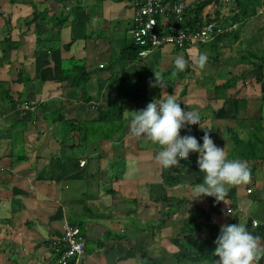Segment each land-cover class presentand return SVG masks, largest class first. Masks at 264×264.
Masks as SVG:
<instances>
[{
    "label": "crops",
    "instance_id": "obj_1",
    "mask_svg": "<svg viewBox=\"0 0 264 264\" xmlns=\"http://www.w3.org/2000/svg\"><path fill=\"white\" fill-rule=\"evenodd\" d=\"M35 1L44 15L33 22L26 0H0V264H51L46 244L62 237L66 224L86 239L85 264H213L220 228L240 222L264 253V165L247 157L258 128L264 140V64L255 67L250 59L264 55V0L238 35L222 38L217 48L215 42L182 51L164 47L146 58L129 36L141 0ZM220 2L203 11V21L218 19L217 9L226 21L235 16L233 0ZM61 17L67 23L54 28ZM166 23H173L170 16ZM201 54L203 68L194 63ZM177 55L186 68L167 83ZM155 75L166 88L149 86ZM254 83L260 87L252 92ZM162 92L200 116L203 129L190 125L181 136L202 143L207 131L228 159L246 162L249 181L231 187L225 201L196 199L192 188L203 176L197 154L165 170L155 159L158 146L128 133L129 111ZM24 104L38 109L23 111ZM61 118L86 126L78 139L62 141ZM105 118L116 123L105 128L117 130L113 139L85 142V131ZM163 196L174 200L158 203ZM198 208L213 227L187 229V213ZM148 220L153 227H143Z\"/></svg>",
    "mask_w": 264,
    "mask_h": 264
},
{
    "label": "clouds",
    "instance_id": "obj_2",
    "mask_svg": "<svg viewBox=\"0 0 264 264\" xmlns=\"http://www.w3.org/2000/svg\"><path fill=\"white\" fill-rule=\"evenodd\" d=\"M206 60V55L201 54L194 63L196 67L203 68ZM185 68V58L177 55L173 60L172 75L183 72ZM149 86L166 88L157 75L155 83L150 81ZM129 112L132 115L128 121V133L158 146L155 159L162 169L181 166V160L186 161L192 153L197 154L196 164L203 176L202 182L192 188L196 199L213 197L216 202L225 201L231 187L249 181L250 170L246 162L228 159L225 148L216 146L207 131L201 137L202 143L193 135L181 136V130L187 126L199 124L201 127L200 116L182 110L174 94L162 92L143 109ZM228 214H232L230 209ZM258 239L243 222L223 225L214 241L213 253L219 259L213 264H259L264 253Z\"/></svg>",
    "mask_w": 264,
    "mask_h": 264
},
{
    "label": "built area",
    "instance_id": "obj_3",
    "mask_svg": "<svg viewBox=\"0 0 264 264\" xmlns=\"http://www.w3.org/2000/svg\"><path fill=\"white\" fill-rule=\"evenodd\" d=\"M203 0H141L135 6L133 25L129 36L140 58H146L153 50L173 47L184 50L188 47H201L215 42L219 38L234 35L239 26L236 23L225 22V17L204 22L197 31L183 28L186 23V13L190 8ZM227 6L230 0H220ZM171 17L172 24L166 23ZM160 20V21H159ZM160 22V23H159ZM23 111L36 112L38 106L24 104ZM95 105L92 109H95ZM250 193V192H248ZM256 227L257 223L253 222ZM62 237L49 240L46 249L49 252L51 264H85L86 239L78 228L66 224Z\"/></svg>",
    "mask_w": 264,
    "mask_h": 264
},
{
    "label": "trees",
    "instance_id": "obj_4",
    "mask_svg": "<svg viewBox=\"0 0 264 264\" xmlns=\"http://www.w3.org/2000/svg\"><path fill=\"white\" fill-rule=\"evenodd\" d=\"M12 1L14 2V0H12ZM60 1L62 3H66L70 0H60ZM27 3L29 5H31L33 7V10H34L33 22L38 21L42 17V15H44V14L38 12L37 6H36V4H34L33 0H28ZM218 3H219V0H203L202 2H200V4L195 5L193 8H190L186 13V23L184 24L183 28L186 30H193V31L199 30L204 25V22H205V21H203V17H202L203 11L210 5L218 6ZM231 5H234L233 9L235 10V16H233L232 19L228 18L227 21L225 20V22L236 23V24H240V26H241L247 19H250V18H253L256 16L257 10L262 6V0H233ZM77 9H78L77 7L73 8V10H77ZM216 15L218 18H220V13H219L218 9L216 11ZM67 20H68L67 17H61V19L59 21L53 20L52 24H53L54 28L61 29L62 27L65 26V24L67 23ZM237 35L238 34H236V36ZM222 38H224V37H222ZM222 38H219L218 40L215 41V44H213L214 48H217V43ZM9 46L13 49L12 43H10ZM16 46L17 45H15V47ZM193 47H195V46H193ZM188 48H191V47H188ZM180 51H182V50H180ZM250 59H254L257 61V63H255V67H259L257 65L264 64V55L261 57L252 56ZM71 75H72V77L70 76V78H73V79L75 78L77 80V78L75 77L76 75L74 74L73 71L71 72ZM153 83H155V82H153ZM232 87H233V85H232ZM155 88H158V87H155ZM262 101H264V99ZM60 121L62 123V128H63V133H62L63 134V136H62L63 142H66L70 139H72V140L78 139V135L80 133V128L86 127L83 124H80L76 121L68 120L67 118H61ZM112 122L114 123L115 121L114 120L110 121V120H107V118H105L103 120L98 121V123L91 125V127L89 128V131H85V133H84L85 142L93 141L94 143H100L101 141L112 140L114 137V134H115V132H117V130H114L113 132H111L109 134L106 131L107 129H105V128H108V130H109L110 129L109 127L115 126L116 123L113 124ZM119 124H121V126L123 125V123H119ZM259 129L260 128H258L256 130V133L252 134L247 157H249L251 160H253L255 162L254 166L256 165V166L262 167L264 165V140H262L261 136L258 134ZM72 132H74L73 136L71 135ZM254 169H255V167L253 168V170ZM156 200L158 203H160V202H163L165 200L172 201L174 199H170L168 197L163 196V197H158ZM178 201H181V200H178ZM187 215L188 216H187L186 224H187L188 230L190 228H193V229H195L196 232H199V230L201 231L204 228L213 227V222H211L210 219L206 216V214H204L202 208H198L195 211H191V212L187 213ZM200 219H203L205 222L198 224L199 223L198 221ZM209 245H210V243L207 242L206 246H209Z\"/></svg>",
    "mask_w": 264,
    "mask_h": 264
},
{
    "label": "rangeland",
    "instance_id": "obj_5",
    "mask_svg": "<svg viewBox=\"0 0 264 264\" xmlns=\"http://www.w3.org/2000/svg\"><path fill=\"white\" fill-rule=\"evenodd\" d=\"M28 1V0H27ZM34 1V4H36V1L35 0H33ZM31 6V5H30ZM238 26H239V29H238V31H240L241 29H242V27L243 26H240V24H238ZM240 27H241V29H240ZM237 31V32H238ZM262 51V53L264 54V50L262 49L261 50ZM214 56H215V54H214ZM257 55L255 54V56L254 57H256ZM166 69L167 68H165V67H163V69L161 68V71H165L166 72ZM194 69L193 68H191V71H193ZM263 74H264V72H263ZM192 76V75H191ZM171 77H174L172 74L171 75H168V74H165V78H166V82L168 83V81H170V79H171ZM222 78H224L223 76H222ZM224 79H226L227 81H229V83H231V84H234L235 83V78L232 76L231 78H227V77H225ZM225 80V81H226ZM254 80H256V78L254 79ZM224 81V82H225ZM172 83V82H171ZM263 83H264V81H263ZM222 84V83H221ZM260 85H262V84H260ZM218 86V85H217ZM259 86V85H258ZM257 85H255V83L253 84V85H251L250 86V89H251V91L253 92L254 91V89H258L259 87H258ZM261 87H263V90H262V92H261V97L259 96V99H261V100H263L264 99V85H262ZM256 93V92H255ZM257 94V93H256ZM255 94V95H256ZM257 96V95H256ZM136 169H140V166L139 167H136ZM146 170L147 169H143V171H142V173H144V172H146ZM115 175H117V174H115ZM119 175H121V174H119ZM118 176V175H117ZM155 195L157 196V195H160L159 193H155ZM161 203V202H160ZM150 215H151V212H150ZM149 221V220H148ZM136 224H139V222L138 221H136ZM155 225V224H154ZM150 226H152L153 227V222H151V221H149V224H145L143 227H145V228H147V227H150ZM207 247V246H206ZM206 249H208V250H210V248H209V246L206 248Z\"/></svg>",
    "mask_w": 264,
    "mask_h": 264
}]
</instances>
